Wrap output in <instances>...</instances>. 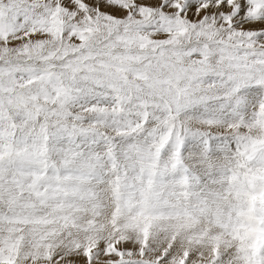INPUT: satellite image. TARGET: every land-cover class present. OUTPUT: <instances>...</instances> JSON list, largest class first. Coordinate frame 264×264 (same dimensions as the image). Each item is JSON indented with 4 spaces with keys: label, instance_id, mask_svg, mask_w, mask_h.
<instances>
[{
    "label": "snow or ice",
    "instance_id": "6c2138e0",
    "mask_svg": "<svg viewBox=\"0 0 264 264\" xmlns=\"http://www.w3.org/2000/svg\"><path fill=\"white\" fill-rule=\"evenodd\" d=\"M0 264H264V0H0Z\"/></svg>",
    "mask_w": 264,
    "mask_h": 264
}]
</instances>
